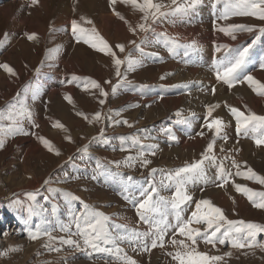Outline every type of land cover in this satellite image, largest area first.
Instances as JSON below:
<instances>
[{"label": "rangeland", "instance_id": "1", "mask_svg": "<svg viewBox=\"0 0 264 264\" xmlns=\"http://www.w3.org/2000/svg\"><path fill=\"white\" fill-rule=\"evenodd\" d=\"M178 2L183 3L184 0ZM163 3L168 4L170 0H163ZM228 3L229 0H220L219 3L217 0H201L186 15L176 13L160 17L155 22V28L151 26L153 30L133 35L128 26L113 14L109 0H95L96 7L101 4V8L103 5L107 8L101 10L97 7L96 12L89 11L86 17L94 22L111 45L125 44L124 53L113 49L121 59L131 53L133 59L142 61V66L127 72L126 80H119L110 56L75 42L71 21L82 15L73 11L80 0L75 4L74 0H40L35 7H29L30 0H0V40L5 38V33L8 34L7 43L0 47V63L9 64L18 73L13 77L0 69V110H6L10 103L16 102L18 93L20 99L27 95L34 122L39 125L34 127L32 122L25 121L24 128L29 134L6 137L4 148L0 149V253L8 252L7 256L0 255V264H122L115 247L122 249L138 264H177L168 255L175 251L167 243L171 230L166 237L165 248L157 247L150 253L140 251L138 242L121 237H131L133 231L149 230V225L140 220L135 204L130 201L142 200L141 191L147 189L151 192L153 186L159 196L166 199L173 196L175 185H170L166 177L172 170L202 158L201 153L214 135L205 127V123L212 118H221L227 125L224 131L228 140L217 138L214 146L218 162L222 161L225 170L233 173L231 180L235 184L257 192L264 191V185L236 176L231 160L223 159L225 156L234 157L241 164V171L247 170L246 162L247 167L264 176V146L257 147L254 139L237 135L235 118L226 107V104L237 107L246 114L250 109L264 116V97L253 92L247 82L229 88L217 81L213 71V64L222 59L226 51L222 48L217 52L218 45L234 49L250 44L254 37L259 36L251 49V62L246 72L264 83V69L260 67L264 63V34L258 31L241 32L233 41L217 30V26L225 27L233 23L259 29L264 27V21L253 16L218 19ZM114 7L134 26L143 22L142 15L139 16L130 5L117 3ZM25 33H36L38 40L29 41ZM162 33L175 37L177 44L173 46L166 42V37L160 35ZM132 40L140 44L139 49L129 43ZM193 41L195 47H185ZM58 47V55L46 58L49 49ZM81 56L85 59V66L77 67L78 62H83ZM126 67H121L122 73ZM74 75L80 78L79 81L72 80ZM88 80L97 81L109 92L104 105L99 104L104 97L99 96L98 89L84 90L83 85ZM108 80L112 83H105ZM29 86L30 90L25 94L24 89ZM113 86L117 89L115 95L111 92ZM213 87L216 88L215 94L211 92ZM32 90H39L40 93L35 101L31 99ZM65 96H70L73 103L70 104ZM137 104L140 106L135 107ZM211 104L220 106L208 118L207 108ZM61 110L67 115V122H60ZM97 111L111 119L89 123L76 114L83 112L91 119ZM117 112L120 114L116 115ZM178 112L182 116H177ZM184 117L191 120V124L175 125ZM125 119L134 126H113V121ZM56 120L67 131L53 127ZM7 123L0 121V127ZM101 128L104 129L102 137ZM173 128L178 132L177 140H172L166 132ZM201 131L204 132L203 137L199 135ZM38 136L48 139L54 150L61 154L49 152ZM68 136L71 142L66 138ZM134 139H139L144 148L131 147ZM85 145L88 150L82 152ZM150 145H158V150L155 156L145 157L152 161L147 168L142 167L140 161L134 162L131 167L121 165L119 168L113 163L130 155L136 156L141 150L148 151ZM122 148L129 150L122 151ZM221 148L225 151L222 152ZM234 148L237 151H233ZM209 163L205 161L204 166L211 170L208 175L210 183L197 182L187 186L193 200L185 206L184 215L190 216L195 203L207 198L224 209L229 219L264 225V209L254 207L246 196L235 190L231 182L223 188L217 187V168L212 166L211 169ZM153 168L158 170L154 176L150 175ZM129 176L132 181H127ZM27 193H34L35 200H29ZM65 193L79 199L66 197ZM125 195L130 199L125 200ZM156 198L154 195L153 199ZM15 201L20 203L15 204ZM85 204L110 218L106 221V228L114 244L102 243L101 246L112 249L111 252L87 248L80 237H73L81 241L78 249L53 241L54 246L62 248L59 252L44 247L47 237L35 241L28 238V226L23 221L29 217V205L35 212L29 221L33 231L36 226L46 223L57 229L52 233L54 237L67 238L59 231V223H68L73 213L84 212ZM169 221L175 223L174 217L169 216ZM181 238L177 236V239ZM257 239H264V233L259 234ZM11 248L20 250L9 251ZM217 248L218 252L211 245H199L200 251L210 255L232 251V257H226V264H264V251L258 248L237 250L231 249L230 245H217Z\"/></svg>", "mask_w": 264, "mask_h": 264}, {"label": "snow or ice", "instance_id": "2", "mask_svg": "<svg viewBox=\"0 0 264 264\" xmlns=\"http://www.w3.org/2000/svg\"><path fill=\"white\" fill-rule=\"evenodd\" d=\"M78 0H74V4ZM220 0H217L219 3ZM117 3H122L125 5H130L134 10L139 11L142 14V21L138 23L135 27L114 7ZM201 0H184L183 3L178 2V0H170V3L165 4L163 0H109V5L115 16L122 20L127 26L129 31L133 35H137L138 32L146 33L150 30L151 24L155 23L160 17L181 13L186 15L189 10L194 9ZM40 4V0H30L29 7H35ZM168 9V11H164ZM75 7L73 11H75ZM233 16H253L258 20L264 21V0H229L223 13L218 17V19L229 20ZM151 21V23H149ZM89 25L90 27H85ZM72 35L76 43H83L88 45L90 48L97 52L104 53L112 58L115 66V76L119 80L127 79V72L135 71L137 67L142 66V61L133 59L131 53H128L124 59H121L116 51L113 49H118L120 53H124L126 46L125 44L111 45L107 39L99 30L95 27L94 22L87 18L86 16H80L79 20L73 19L71 21ZM217 30L226 36H229L233 41L237 39V33L247 32H259L264 34V27L257 29L255 26H250L246 24L233 23L225 27L217 26ZM55 31V29H52ZM5 38L0 40V47H3L7 43L8 34L5 33ZM29 41L38 40L36 33H25ZM166 37V42H170L173 46L177 44V39L175 37H167L166 33H162ZM260 37H254L250 44L238 46L234 49L229 48L228 45H218L217 52L221 49H225V55L222 59H218L213 64V71L217 81L223 82L229 88L235 87L237 84H243L247 82L248 86L255 92L258 96L264 97V83L255 79L252 75L247 74L246 69L248 64L251 62V49L255 44V41ZM134 45L137 49L140 48V44H137L135 40L129 42ZM143 43V41L141 42ZM185 47H195V42L192 44L185 45ZM60 48L49 49L48 56L46 58H52L58 55ZM127 65L125 71L121 72V67ZM260 67L264 69V63H261ZM0 69H3L8 75L16 77L18 73L7 63H0ZM39 71V70H37ZM164 77H161L163 79ZM80 78L75 75L72 77L73 81H79ZM107 84H111V80L105 81ZM187 87V85H184ZM83 88L85 91L90 89H98L99 96L104 97V99L99 100L100 105L106 103V99L109 92L106 91L100 83L95 80H88L84 83ZM30 90V86L24 89L25 94ZM116 86H113L111 92L113 95L116 94ZM211 92L215 94L216 88H212ZM39 90L31 91V99L33 101L39 98ZM65 99L71 104L73 103L70 96H65ZM140 105H135L139 107ZM150 106V105H149ZM219 104L208 105L207 114L211 118L215 108H218ZM231 115L236 121V133L237 135H243L245 138H252L255 141L257 147L264 146V116L257 115L250 109L247 114L241 111L237 107L227 105ZM78 116L83 117L88 120L89 123L93 121L100 122L102 120H110V116H105L101 111H97L91 119L83 112H77ZM120 113L117 112L116 115ZM177 116H182V113H177ZM195 115L194 113L192 114ZM34 114L31 110L30 105L27 102V95L23 99H20V93L17 94V100L14 103H10L6 110H0V121H7L8 123L4 127H0V149L4 148L5 138L8 136L15 137L16 135L23 134L28 135L29 133L24 128L25 121L32 122L34 127H39V125L34 122ZM181 123L191 124V120L184 117L180 121ZM124 125L127 127H133L134 125L129 123L128 120H115L113 121V126ZM53 127L67 131L65 126L59 121L53 124ZM205 127L209 131H213L214 135L203 153H201V159L192 163L187 164L181 168L172 170L166 177L169 184L175 185V191L170 199H166L159 196L158 190L155 186L152 187L151 192L147 189L141 191L140 195L144 197L139 201L133 202L136 206V212L142 222L149 225V230L146 232H136L133 231L131 237H121V239H130L139 243V250L142 252L150 253L152 249L157 247L165 248L166 237L169 236L171 230L172 235L167 240L175 249L174 252H169L168 255L172 256L173 260L177 261V264H226V257H232V251H226L220 255H210L208 252L200 251L199 245L201 243L205 245H211L213 249L218 252L219 249L217 245H230L231 249H260L264 251V239H257L258 235L264 233V225L255 222H246L244 220H232L229 219L225 214V210L221 207L216 206L211 199L201 198L195 203V208L191 211L190 216L186 217L184 215L185 206L193 200V197L189 194L187 186L195 184L197 182H203L207 184L209 182V177L205 169V161H209L211 166L217 168V180L219 181L217 187H225L230 182L234 184L235 190L238 193L246 196L247 199L252 203V205L258 209H264V191L257 192L252 190L247 186H242L240 184H235L234 180H231L233 173L227 172L222 161L217 160L214 154V146L216 144V139H221L224 141L228 140V136L224 129L227 127L223 119L212 118L210 122L205 123ZM167 134L172 140H177V137L172 134L171 129L166 130ZM104 135V129L101 128L100 136ZM201 137L204 136V132L199 133ZM44 147L49 152H55V155H60L58 150H54L51 142L42 137H37ZM71 142V137H66ZM93 139H97L94 137ZM139 146L144 148L140 144L139 139H134L131 147ZM88 146L85 145L82 152H87ZM122 151H128L129 149H121ZM158 150V145L148 146V151L141 150L136 156H128L123 161L113 162L117 168L121 165L125 167L133 166L134 162L140 161L141 166L147 168L152 161L146 159L148 155L155 156ZM221 151L225 149L221 148ZM237 151V149H233ZM224 160H231L232 166L236 169L235 175L240 176L247 180L255 181L261 185H264V176L258 175L252 168L247 167L245 162L246 171H241V164L235 160L234 157L225 156ZM158 170L151 169L150 175H155ZM127 181H132V177L126 178ZM49 181H45L48 183ZM163 183V181L161 182ZM127 188H125V192ZM154 195L157 197L153 199ZM29 200H35L34 193H27ZM66 197L71 199H79L78 197L72 196L71 193H65ZM125 200H129V196H124ZM15 204H19V201H15ZM233 203L235 200L233 199ZM85 211L79 214L73 213L70 217L68 223H59V231L66 234L64 236L57 238L52 235L56 228L49 227L46 223L36 226V230L33 231L32 227L29 226V221L31 216L35 214L32 205L28 206L29 217L23 222L27 228L28 238L30 240H38L47 237V243L44 245L49 251L59 252L62 250L61 247L54 246L53 241H57L61 246H69L74 249L81 247V241L73 239V237L82 238L83 245L87 248H91L97 252H111L112 249L107 247H102L101 244H114V239L109 234L106 228V221L110 218L102 212L95 211L90 208L87 204L84 205ZM159 217L158 219L156 217ZM169 216L174 217L175 223L169 221ZM194 225H199V227H194ZM73 226L75 231H73ZM177 236L182 237L177 239ZM18 248H11L9 251H19ZM115 253L117 258L122 261V264H138V262L129 257L123 250L119 247H115ZM0 255L7 256L8 252L0 253ZM48 264V262H45Z\"/></svg>", "mask_w": 264, "mask_h": 264}, {"label": "bare ground", "instance_id": "3", "mask_svg": "<svg viewBox=\"0 0 264 264\" xmlns=\"http://www.w3.org/2000/svg\"><path fill=\"white\" fill-rule=\"evenodd\" d=\"M97 1V0H96ZM167 1V0H166ZM97 3V2H96ZM123 6V5H122ZM98 9H101V10H105L106 8H107V6L106 5H103L102 6V8H101V4H99L98 6ZM97 7H96V5H95V0H80V4H79V6H76V11H77V13H81L83 16H87V14H88V12L90 11V13L91 12H96V9H97ZM97 9V10H98ZM67 12V11H66ZM137 13L139 14V16L140 15H142L139 11H137ZM66 14V13H65ZM78 15V14H77ZM81 15V16H82ZM79 16H78V19L77 20H79ZM135 19V18H134ZM69 21V20H68ZM136 22H137V20H136ZM164 22V21H163ZM149 23H151V21H149ZM66 24V23H65ZM133 25V24H132ZM134 26V25H133ZM136 26V25H135ZM134 26V27H135ZM151 26L152 27H154L155 28V23H153V24H151ZM184 34V33H183ZM190 33H188L187 35H189ZM175 36V35H174ZM184 37H185V35H184ZM192 37V36H191ZM190 37V38H191ZM196 37V36H195ZM198 37V36H197ZM177 38H179V37H177ZM182 38V37H181ZM182 40V39H181ZM194 40V39H193ZM22 51H24V52H26L27 50H24V49H22ZM28 52V51H27ZM77 55H79L78 53H77ZM82 58V60H83V62H78L77 64H76V66L78 67V66H82V65H84L85 66V64L84 63H86L85 62V59H83V56H81ZM101 61V60H100ZM91 63V62H90ZM96 63V62H95ZM98 64V63H97ZM71 65V64H70ZM74 66V65H73ZM73 69V68H72ZM74 69H75V66H74ZM5 77V76H4ZM1 80H2V78H0ZM14 86V85H13ZM167 86V85H166ZM53 101V103H55L56 101H54V100H52ZM60 102H58V104H59ZM168 104V103H167ZM59 105H61V103L59 104ZM56 107V106H55ZM59 107V106H58ZM60 108H61V106H60ZM63 108V107H62ZM173 108V107H172ZM55 109V108H54ZM164 109V108H163ZM218 110V109H217ZM216 110V111H217ZM55 111V110H54ZM57 111H58V109H57ZM219 111V110H218ZM61 112H62V114H61V116H62V118H61V121L60 122H62V123H64V122H67V115L66 114H64V112H63V110H61ZM87 114V113H86ZM54 115V114H53ZM52 115V116H53ZM88 115V114H87ZM215 116H216V114H215ZM60 120V119H59ZM57 121V120H56ZM54 122V121H53ZM54 124V123H53ZM73 129V128H72ZM83 130V129H82ZM70 131V130H69ZM183 150V149H182ZM26 189V188H25Z\"/></svg>", "mask_w": 264, "mask_h": 264}, {"label": "crops", "instance_id": "4", "mask_svg": "<svg viewBox=\"0 0 264 264\" xmlns=\"http://www.w3.org/2000/svg\"><path fill=\"white\" fill-rule=\"evenodd\" d=\"M208 118H210L209 116H208ZM175 125H181V122L180 123H175ZM160 127H158V129H159ZM171 132H172V134H174L175 136H178L177 135V131L173 128V129H171ZM208 167H210L211 169H212V166H210V163H209V166ZM211 170H207L206 169V172H207V175H210L211 173H209ZM200 183H203V182H200ZM210 183V182H209Z\"/></svg>", "mask_w": 264, "mask_h": 264}]
</instances>
